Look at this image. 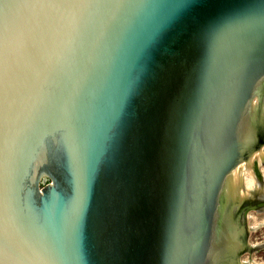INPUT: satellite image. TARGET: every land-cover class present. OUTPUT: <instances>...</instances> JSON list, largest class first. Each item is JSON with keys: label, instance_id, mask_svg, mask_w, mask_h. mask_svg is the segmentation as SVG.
<instances>
[{"label": "water", "instance_id": "1", "mask_svg": "<svg viewBox=\"0 0 264 264\" xmlns=\"http://www.w3.org/2000/svg\"><path fill=\"white\" fill-rule=\"evenodd\" d=\"M263 88L264 0H0V264H245Z\"/></svg>", "mask_w": 264, "mask_h": 264}, {"label": "bare ground", "instance_id": "2", "mask_svg": "<svg viewBox=\"0 0 264 264\" xmlns=\"http://www.w3.org/2000/svg\"><path fill=\"white\" fill-rule=\"evenodd\" d=\"M262 94L264 96V88ZM262 153H264L263 147L253 153L250 157L244 159V161L241 162L239 166L228 177L225 185V198L227 199V203H229L231 207L238 206L239 202L247 200L255 201L257 203L264 202L260 201V198L264 199V193L260 191V188L261 190L262 188H264V174L262 176L256 175L254 169V162L257 163V167L258 165L263 164V161L261 160ZM258 180H261V182H259ZM258 206L260 208L262 207L261 205ZM248 217L249 216L247 213V218ZM248 228L250 230L249 226ZM241 262L244 261L241 260Z\"/></svg>", "mask_w": 264, "mask_h": 264}, {"label": "rangeland", "instance_id": "3", "mask_svg": "<svg viewBox=\"0 0 264 264\" xmlns=\"http://www.w3.org/2000/svg\"><path fill=\"white\" fill-rule=\"evenodd\" d=\"M263 109V108H262ZM262 124L264 125V109L261 110L260 113ZM264 148V146H263ZM261 160L263 161V164L258 165L257 169L259 171V175L264 174V153L261 155ZM256 177V176H255ZM261 182V180H258ZM260 191L264 193V188H260ZM264 202L258 203L257 205H263ZM250 213V215H249ZM248 223L249 227H254L253 230L250 231V234L248 235V240L250 243L256 244L254 250L251 251L250 256L251 260L255 264H264V209L260 210H251L248 212ZM241 230V229H239ZM247 258V254L243 255V259Z\"/></svg>", "mask_w": 264, "mask_h": 264}, {"label": "flooded vegetation", "instance_id": "4", "mask_svg": "<svg viewBox=\"0 0 264 264\" xmlns=\"http://www.w3.org/2000/svg\"><path fill=\"white\" fill-rule=\"evenodd\" d=\"M263 206H264V205H263ZM263 206H262V207H263ZM256 211H257V210H256ZM249 215H250V213H249ZM248 220H249V219L247 218V223H248ZM248 225H249V223H248ZM251 227H252V226H251ZM251 227H250V230H249V232H248V235L250 234V231L254 229V227H252V228H251ZM248 243L250 244L252 250H254L256 244L250 243L249 240H248ZM244 254H247V258H246V259H245V258L243 259V255H244ZM244 254L241 255V258H240V259H241L242 261H244L245 264H253V261L251 260V256H252V255L250 256V252H245Z\"/></svg>", "mask_w": 264, "mask_h": 264}]
</instances>
